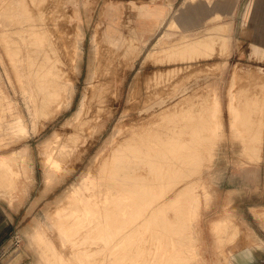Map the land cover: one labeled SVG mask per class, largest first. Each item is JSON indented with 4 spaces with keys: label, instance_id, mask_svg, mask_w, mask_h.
<instances>
[{
    "label": "rangeland",
    "instance_id": "obj_1",
    "mask_svg": "<svg viewBox=\"0 0 264 264\" xmlns=\"http://www.w3.org/2000/svg\"><path fill=\"white\" fill-rule=\"evenodd\" d=\"M21 1L0 0V31L3 34L4 32H9H7L6 29L10 22L9 18L13 16L15 9H23L26 7L27 3L29 4L30 1L34 3L36 0ZM51 1L45 0L42 1L43 5L40 4L42 6L47 5L48 7H46L49 8L58 2V0ZM133 1L134 0H59V5L57 4L58 6L55 7L56 9H54L53 13L55 15L57 14V17L55 15L54 17L60 24L63 35L66 34L64 35L65 38L62 37L65 43H59L62 47L59 46L60 48L58 51H61L62 57H65L63 61H67V64L66 61L64 62L65 64H63V67L70 66V63L77 57V54L81 58L79 60V73L75 74L74 71L70 73L71 76L75 74V76H73L74 85L76 87L74 97L71 99L68 106L62 105L58 107V109L57 107L54 108L53 104L48 108H42V106L39 109L36 108L39 106V103L41 105V100L39 101L40 98L35 94L37 93V85H35L36 82L34 79V81L31 80L34 76L33 74L31 75L30 71H26L24 68V70L21 71L23 76L22 80L19 78L14 70L13 63L10 61H12L11 59L13 57L19 60L20 54H13L10 57L6 45L3 43L2 33L0 32V104L2 103L0 105V157L4 154V158L9 156L6 154H13L17 157H21L20 155L24 151L26 155L25 163H28L26 164L28 167L27 173L22 174L24 170L20 169L21 163L20 160L18 161V169L22 172L18 182L0 183V255L3 254V257H8L21 254L24 258H22L20 264H195L196 262V264H264V247H261L257 243H251V241L261 242L262 246H264V114H262L264 113V0H175L171 3L170 10L162 27L152 37H144L135 29L130 19L133 14ZM10 2H12L11 5ZM19 2L21 4L23 3V6L21 4L19 5ZM127 2H129L128 5ZM12 4L14 6H12ZM51 4L52 6H49ZM108 5H111V7L113 5L115 11L112 12L110 7H107ZM104 6H106L104 10L106 24H108L109 27H116L113 34L117 35V42H115L116 38L113 39L114 36H110L104 30V22L98 25L99 16ZM74 7L77 9H74ZM57 10L60 11L58 12ZM61 11H64V13ZM70 11L73 12L74 15L71 20L69 16L65 17L71 13ZM18 12L21 14V10ZM89 14L90 17H88ZM178 14H181V16L183 15V22L185 23L179 25L180 27L175 24L176 27H174L173 20ZM122 19L125 23L126 21L128 22V24L126 23L127 26L123 24ZM77 20L82 24V36L76 31ZM4 24L6 25L3 26ZM94 25L100 26L99 29L102 32L99 44L100 47H98L97 51L102 61L99 68L108 67L105 68V72H107V74L105 73L106 82L103 83L102 89H104L103 91L106 93L104 87H107L106 83L108 82L107 80H109V83H107L108 86L112 84L114 87L116 85L117 89L120 90L121 100L117 104V110L110 115V118L108 115L99 118L96 128H100L101 131L97 136L85 134L83 137L84 139L82 138L80 142H77V140H75L76 138H69V140H72H70L69 143L73 144V142H76L73 144V149L67 151L68 153L63 151L55 152L58 158L63 157V159L61 158L63 160L62 162H64L63 170L59 169L55 177L56 180L54 179L53 182L46 186L44 177L45 168H43L44 166L41 160L43 154L42 143L47 137L52 135L55 129L65 132L64 137L67 135L68 138V132H72L80 126L79 124L77 125L78 122L74 118L73 113L79 105L83 91L89 86L87 73L90 69L89 62L92 54L90 37L95 27ZM126 33L129 34L130 37L132 36L131 38L133 40H131ZM206 33H209V36H217L219 43L217 42L214 46L211 45L212 49L216 48L214 49L215 51L213 50L212 53L211 50H209V48H211L209 47L210 44H205L198 46L199 50H192L191 54H193L194 51L196 55H200L201 53L209 55L212 53V56L210 54L207 59L203 60V55L201 54V58H199L200 61L197 62L198 64H192L193 67L189 65V68L187 66H182L181 68L184 69L175 65L177 69L174 71L173 60H169L168 57L172 52L169 44L180 35H187L186 38H188V36L192 38L199 35L202 36ZM55 34L56 37H58L57 30ZM135 38H137L136 42L134 41ZM71 39H78L80 41L79 50L81 51H78L76 41L71 42ZM126 39L131 41H127L128 46H126ZM158 40L161 41L159 42ZM106 43H108V45ZM129 43L131 44L129 45ZM109 44L112 48H110ZM63 45H65V47ZM106 45L107 47L109 46V48H107ZM120 45L122 47H120ZM132 45H134V49ZM217 46H219V50ZM129 47L132 48L133 51H131L134 54L130 53L131 51H129L130 54L125 53ZM167 47H170V49L168 48L170 51ZM203 47H205V49ZM104 48H107V50ZM114 48H118L117 54V50ZM124 48L126 49L125 51ZM200 48H203L204 51L202 49L200 51ZM11 49L13 52L16 50L14 45ZM207 49L209 51H207ZM109 50H111V52H109ZM113 50H115V52ZM122 51L124 54H121ZM158 51H160V53L164 51L163 53L165 54L161 56V53V57H159ZM216 51L217 53L219 51L218 55H216ZM15 52L18 51L16 50ZM154 52L157 56L153 55ZM119 54L121 56L123 55V57L125 55L127 59L117 56ZM127 54H129V56ZM188 54L189 53H186V55ZM151 55H153V57ZM106 57L109 58V60H114V63L106 59ZM150 57L154 59L152 60ZM156 57H159V60ZM164 58H166V61ZM155 59L159 62H156L157 60ZM160 60L164 62L161 63ZM108 61L110 65L107 63ZM154 61L156 62L155 64ZM117 63H119V66H117ZM124 63L126 64L124 65ZM211 63H214V68L213 66L211 67ZM204 65L205 67L202 69ZM208 65L210 67H208ZM167 66L172 67L170 69ZM155 68H159V74ZM162 68V72L164 75L166 74L165 76L167 77V79L165 78L166 81L163 79L165 77L163 73L160 74V69ZM172 68H174V70H172ZM192 68L196 69V71L192 70ZM199 68L200 70L202 69V71H197ZM179 69H181V72ZM206 69H208V71ZM112 70L115 72V77L118 75L116 82L113 80L114 72ZM154 70L156 74H153L155 73ZM101 71H104V69H101ZM169 71L172 72L174 76L170 74ZM141 72L146 74V78L141 79L139 82L136 80V76ZM160 75L162 78L159 77ZM176 75H180L181 78ZM109 76H112V78H109ZM156 76L159 80H157ZM188 76H190L191 79H189ZM150 77L153 79L148 80ZM154 77H156V80ZM186 77H188V79ZM111 79L112 81H110ZM146 79L149 82H146ZM162 79L163 81H161ZM173 80L177 82L173 83ZM156 82L158 84H155ZM167 82L173 88L167 85ZM138 83L141 86H139ZM176 83L181 85H176ZM148 84H152L153 87L156 85L159 89L160 87L168 88V90L172 89V93H174L175 89V92H178L177 90L183 86L190 85L191 90H188V95H186L189 101L185 106V108L188 107V120H193V117L199 119L198 116L200 115V123L189 122V125L187 124L186 130L188 132L184 138L181 140L179 139L180 141L177 138L171 139V148L173 151L169 149L168 152L170 155L173 154V157L174 154L175 157L178 155L179 157L177 159H179V162L178 165L176 164L177 166L174 165L175 168L178 167L173 170L175 173H170L171 170L168 171V174L170 173L173 176L172 179L170 174V177L168 176L172 181H166V178L163 180L164 182H158L157 187L155 186V190H153L154 198L157 196L159 197H157L158 199L155 198V206L159 207L158 211L160 213L156 211L153 216L150 214L151 212H149L151 204H146L145 202L141 203L139 201H137V203L135 200L134 203L136 202V204H134L132 200L133 206L131 209L140 208L141 210L137 214H133L132 212L130 214L128 210L125 213V209L117 216H114V214H111L112 216L106 214V218L102 217L101 214H88L84 219V215L80 214L81 216L83 215L80 221V216L78 215L79 218H77V216H74V214H77L73 213L70 217L76 218L72 221V225L67 224V226H65L62 224L60 226L59 224V226H57L58 216L56 215V211L58 208L62 204L65 206L67 200H69L70 204L68 203L69 205H66L69 206V208L67 207L64 211V213H68L75 205V200L73 201V199L69 197L71 193H78L80 198L78 201L82 206L92 205L93 198L98 197V200L99 197L101 198L104 196L102 190H105L104 188H106V185L97 183L98 181L95 180V177L100 175V172L102 175L105 174V171H100L98 168H100L99 163L102 157L105 156L104 154L107 155V153L110 152V138L112 135L110 132L119 127V121L125 120L124 116L127 115H121V112L129 110V105L134 98L133 97L131 100L132 94H136L140 88H145ZM191 84L196 85L192 86ZM175 85L177 88H175ZM199 86H202L201 89ZM161 93L164 94L162 91L157 94ZM193 93H195V95ZM157 94L155 95L159 96ZM192 100H197V103H200L198 104L199 106L196 101H194V103ZM196 105L198 107H196ZM200 107L201 109H199ZM172 108L171 111L173 113L176 112L178 106ZM195 108H197V110ZM191 109L192 112H190ZM193 109L196 111H193ZM198 109L201 111L199 112ZM43 110L48 113H42ZM158 113H160V116ZM158 113L156 112L152 115V124H158V120L161 116L166 118L164 116L167 114H161L159 111ZM172 113L168 114L170 118L167 116L166 122H164L166 119L162 118V122L168 124L176 123L180 120L177 114L173 113L172 115ZM2 114L3 117L1 116ZM38 114L42 116H38ZM173 118L176 119L175 122H173ZM168 119L172 120L168 121ZM161 120L160 123H162ZM67 121L70 122L68 123L69 126L67 125ZM125 122L127 123L128 119H126ZM64 126H68L70 130H67L68 128L65 130ZM92 138L95 141H93ZM178 142L180 143L178 144ZM104 145H108V149L99 155V159L97 153ZM180 146H182V150ZM177 147L178 149H176ZM177 151L180 152L178 153ZM183 153L184 157L182 155ZM27 155L29 157H27ZM64 156L67 158L65 159ZM113 156L115 158L118 157L117 154ZM93 157H96V159L98 158V160L95 161L96 159ZM114 157H112L113 160L115 159ZM180 157L182 160L186 159L184 163ZM112 159L110 158L109 160L111 161L110 164H113ZM106 164L108 166H106ZM106 164L105 168L109 170L112 165H109V163ZM179 165L181 166L180 168ZM161 166V164H158L159 169ZM162 169L161 167V170ZM60 170L62 171L60 172ZM134 170L136 172H147L146 167L142 165L136 166ZM161 170H159V172ZM102 175H100V177ZM100 180L99 182H101ZM165 181L168 183V187L166 188L165 186L167 185ZM163 183H165V185ZM27 185H29V187ZM157 188L160 192L157 191ZM95 189L100 190L96 191ZM162 191H164L166 195ZM144 192L146 193V191ZM145 193L140 200L148 199ZM128 197L129 196L125 198L127 199ZM85 198H87V200ZM102 198L101 201H98L100 207L104 206L103 201L105 199L102 200ZM71 204L74 205L72 206ZM139 204L145 206L143 207ZM129 206L130 205L125 204L126 208H129ZM101 210H104L103 207ZM74 211H77V209H74ZM102 212L104 213L105 210ZM94 218L97 219L94 221ZM107 218L109 220H107ZM124 219L128 223L126 226L122 221ZM82 220L85 221L82 223ZM89 220L96 225L95 228H93L94 230L90 229L91 223H88ZM74 221L76 222V227H74ZM102 221H104V223H102ZM110 221L112 223L114 221L116 225L113 223V226ZM98 223L100 225H98ZM83 224H85V226ZM104 224L106 225L104 226ZM124 226L125 228H122ZM154 227L156 229H154ZM77 228L80 230H77ZM64 231L66 232L65 235L62 234ZM100 236L103 237L101 238ZM93 237L96 238L94 239ZM73 238L76 239L75 245L72 243ZM89 239L90 241H88ZM93 239L99 241H94ZM100 239L105 240L100 241ZM112 239L113 241H110ZM46 240H49L53 245L48 244ZM114 241L115 243H113ZM111 242L113 244H110ZM98 247L102 250L97 251ZM92 249L94 252H92ZM158 251L161 253H158ZM197 251H199V253ZM91 252L95 255H90ZM162 252L165 253L166 256ZM166 252L168 254L171 253V258H169ZM161 254L163 257H161ZM45 255H47L48 258L45 257ZM59 255L61 258H58ZM87 255L94 257H89L90 259H88ZM121 256H123V259ZM173 256H175V260ZM194 257L196 260L193 259ZM92 258L96 260L93 261ZM14 260L16 261L17 258L15 257Z\"/></svg>",
    "mask_w": 264,
    "mask_h": 264
},
{
    "label": "bare ground",
    "instance_id": "obj_2",
    "mask_svg": "<svg viewBox=\"0 0 264 264\" xmlns=\"http://www.w3.org/2000/svg\"><path fill=\"white\" fill-rule=\"evenodd\" d=\"M9 1V0H8ZM21 1V0H20ZM24 1V0H23ZM26 1V0H25ZM24 1V2H25ZM42 1H45V0H36L34 3H30L26 4V7H24L23 9H15V12L13 14V16L11 18H9V25L7 26V29L6 31L8 33H5L4 34L2 33V38H3V43H5L6 47H7V50L10 54V57L15 54L17 55L18 53L20 54V57H19V60H16L14 57V60L13 58H9L11 59L12 61H10L11 63H13V67H14V70L16 71V73L18 74L19 78L22 80V73L21 71L24 70V68L26 69V71H30L31 75L33 74L34 78H31V75H30V78L32 81L35 80L36 84L37 85V94L36 96H38L40 99L39 101L41 100V105L39 103V106L36 107V108H44V107H49L51 104L54 105V108L57 107H61L62 105H66L68 106L71 102V99L74 97V94H75V85H74V80H73V76H75L76 73H79L80 71V68H79V60H80V56L77 54V57L75 59L72 60V62L70 63V66H66V67H63L65 64L64 62L66 61H63V58L65 57H62L61 55V51H59V48L62 47L60 46L59 43H65V41H63V38L64 34L62 33V29L60 27V24L58 23V21H56L55 17H54V9H56L55 7L59 5V0L57 3H55L53 6L52 4L49 5V6H52V7H49L47 8L46 6H42L43 5V2ZM51 0H49L50 2ZM22 2V1H21ZM33 2V1H32ZM53 2V0L51 1ZM12 2H10V5H11ZM15 3V2H14ZM13 3V4H14ZM42 5H41V4ZM48 3V2H47ZM12 4V6H14ZM17 4V3H16ZM21 3L19 2V5ZM23 4V3H22ZM21 4V5H22ZM25 4V3H24ZM49 4V3H48ZM58 4V5H57ZM41 5V6H40ZM128 5V4H127ZM16 6V5H15ZM23 6V5H22ZM61 6V5H60ZM21 7V6H20ZM108 8L110 7V9L113 11H115V7L112 5L107 6ZM19 8V7H18ZM58 8V7H57ZM106 6H104L102 8V11L100 13V16H99V22H98V25H100L101 22H104V30L110 35V36H114L113 39L116 38V41L117 42V35L113 34V32L115 31V28L116 27H109L108 24H106V19L104 18V10H105ZM61 9V7H60ZM11 10V9H10ZM19 10H21V14H19ZM73 10V9H72ZM71 10V11H72ZM13 11V10H12ZM58 12L60 10H57ZM68 11V10H67ZM70 11V12H71ZM64 13V11H61ZM60 12V13H61ZM56 13V12H55ZM62 13V14H63ZM62 14H59V15H62ZM57 15V14H56ZM55 15V16H56ZM64 15V14H63ZM11 16V15H9ZM69 16L70 20L72 18L73 15V12H71L70 14L66 15L65 17ZM183 16V15H182ZM181 14H178L176 18H174V27L175 24L176 25H181L185 22H183V18H182ZM57 17V16H56ZM90 17V14L89 16ZM175 17V16H174ZM214 17V16H213ZM55 19V21H54ZM80 19V18H79ZM212 19V18H211ZM58 20V19H57ZM123 20V19H122ZM127 20V19H125ZM189 20V19H188ZM73 21V20H72ZM187 21V20H186ZM8 22V21H7ZM191 22V21H190ZM126 23L128 24V22L126 21ZM126 23L124 22L123 20V24L125 26ZM171 23V22H170ZM189 23V22H188ZM231 23V22H230ZM187 24V23H186ZM218 24V23H217ZM216 24V25H217ZM6 24H4L3 26H5ZM81 23L79 20L76 21V31L79 32V34L82 36L83 35V30L81 28ZM98 25H94V29L91 33V37H90V42H91V49H92V54L90 56V69L87 73V77H88V80L89 81V86L88 88H85V90L83 91L82 93V96H81V99H80V102H79V105L77 106L75 112L73 113L74 114V118L77 120V125L79 124V128L76 129V130H73L72 132H68V138H67V135H65L64 137V134L65 132H62L61 130H54V132L52 133L51 136L47 137L43 143H42V164H43V168H45V185L47 186L48 184H50L51 182L54 181L55 177L57 176L58 174V171L59 169H62L63 170V163L62 162L63 160V157L61 158H58L56 155H55V152L59 151H63V152H67V151H71L73 149V144L76 143V142H73V144L69 143L70 140L69 138H76L75 140H77V142H80L82 140V138L84 137L85 134H93L94 136H97L98 133L101 131L100 128H96V124L98 123V120L100 117L102 116H105V115H108L109 118H110V115L113 114L116 110H117V104L118 102L121 100V92L120 90L117 89V86L115 85L113 87V85H109L107 83H109V80H107L108 82L106 83V86L107 87H104L105 88V91L106 93H104V89H102V85L104 82H106V79H105V73L107 74V72H105V68H108V67H104V68H99V65L102 64L101 62V58L100 56L97 54V51H98V47H100V37H101V31L99 29L100 26ZM53 27H54V30H53ZM180 27V26H179ZM212 27V26H211ZM4 28V27H3ZM59 28V30H58ZM124 28V27H123ZM182 28V27H181ZM126 29V28H125ZM219 29V28H217ZM58 32V37H56V34L55 32ZM102 30V29H101ZM128 30V29H127ZM208 30V29H207ZM4 31V30H3ZM205 32V31H204ZM207 32V31H206ZM0 33V34H1ZM77 33V32H76ZM139 33V32H138ZM78 34V35H79ZM127 34V33H126ZM183 34V33H182ZM209 34V33H208ZM207 33L206 34H203L202 36H195V37H192V38H186V36L184 35H180L179 37L175 38L170 44L169 46L171 47V53H170V56L169 57V60H173V67L175 68V65L178 66V67H184V66H189L191 65L193 67L192 64L194 63H197L200 61L199 58H201V54L200 55H196L194 54V51H193V54H191V51L194 50V49H197L199 50L198 46H202V45H205V44H210L209 47L214 46L217 44L218 42V39H217V36L215 35H208ZM128 37L129 34H127ZM189 35V34H188ZM191 36V35H190ZM194 36V35H192ZM127 37V36H126ZM127 37V39H128ZM132 37V36H131ZM130 37V38H131ZM65 38V37H64ZM129 38V39H130ZM126 39V42L130 41V40H127ZM136 39L135 38V42H136ZM65 40V39H64ZM72 40V39H71ZM131 40H133L131 38ZM73 41H76V44L78 46V51H81L79 50L80 49V41L78 39L76 40H72L71 42ZM106 41V40H105ZM159 41V40H158ZM161 41V40H160ZM159 41V42H160ZM128 42L125 44L126 46H128ZM131 42V41H130ZM104 43V42H102ZM133 43V42H132ZM219 43V42H218ZM108 45V43H106ZM124 44V43H123ZM131 43H129L130 45ZM136 44V43H135ZM15 46V49L18 51V52H15L16 50H13L11 49L12 46ZM70 45V44H68ZM105 45V44H104ZM102 45V46H104ZM106 45V47H107ZM154 45V44H153ZM155 45H156V42H155ZM207 45V47H208ZM60 46V47H59ZM65 47V45H63ZM101 46V47H102ZM110 46V44H109ZM109 46L107 48H109ZM125 46V47H126ZM134 45H132V48H133ZM136 46V45H135ZM143 46V45H142ZM115 47V46H114ZM120 47H122L120 45ZM124 47V45H123ZM170 47H167V49ZM218 47V50H219V46ZM14 48V47H13ZM107 48H104L105 50H107ZM110 48H112V46H110ZM131 47L127 48L128 50L125 52V53H129V51L132 50ZM205 49V47H203ZM203 48H200V51L201 49L204 51ZM214 48V47H213ZM67 49V48H66ZM115 49V48H114ZM123 49V48H122ZM130 49V50H129ZM134 49V48H133ZM168 49V50H169ZM216 49V48H214ZM212 47L209 48V50H211V52L213 53V50ZM61 50V49H60ZM65 50V49H64ZM117 50L116 54L118 53V48L115 49ZM115 50H113L115 52ZM120 50V49H119ZM126 49L124 48V51ZM154 50V49H153ZM162 50V49H160ZM207 49V51H209ZM68 51V50H67ZM104 51V50H102ZM133 51V50H132ZM130 52V53H133V52ZM154 51H157V50H154ZM170 51V50H169ZM215 51V50H214ZM107 52V51H106ZM109 52H111V50H109ZM113 52V54H114ZM159 52V57H161L163 54V52L160 53ZM157 52V53H158ZM196 52V50H195ZM206 52V51H205ZM4 53V52H3ZM78 53V52H77ZM102 53V52H101ZM129 53V54H130ZM153 53V52H151ZM149 53V54H151ZM186 53H189L188 55H186ZM208 53V52H206ZM210 53V52H209ZM212 53L211 56H212ZM215 53V52H214ZM217 53V51H216ZM219 53V51H218ZM218 53L216 55H218ZM63 54V53H62ZM107 54V53H106ZM121 54H124L123 51L121 52ZM129 54H127L129 56ZM134 54V53H133ZM161 54V56H160ZM168 54V53H166ZM209 55H205L204 53L202 54L203 56V60L207 59ZM8 55V54H7ZM132 55V54H131ZM130 55V56H131ZM154 56H157V54H153ZM153 55H151L153 57ZM6 56V55H5ZM65 56V55H64ZM104 56V55H102ZM111 56V54H110ZM117 56H121L120 54L117 55ZM167 56V55H166ZM16 57V56H15ZM109 57V56H107ZM109 60V58H107ZM112 57V56H111ZM117 57V58H119ZM123 57V55L121 56ZM125 57V55H124ZM123 57V58H124ZM137 57V56H136ZM158 57V58H159ZM165 57V56H163ZM167 57V58H168ZM102 58H105V57H102ZM113 58V57H112ZM111 58V59H112ZM116 58V59H117ZM126 58V57H125ZM129 58V57H128ZM151 58V57H150ZM157 58V57H156ZM157 58V59H158ZM114 59V58H113ZM120 59V58H119ZM118 59V60H119ZM127 59V58H126ZM152 60L154 58H151ZM155 59V60H157ZM162 59V58H161ZM165 61H166V58H164ZM6 60V59H5ZM117 60V62H118ZM149 60V59H147ZM159 60V59H158ZM156 61V62H159V61ZM163 60V59H162ZM168 60V59H167ZM168 60V62H169ZM106 61V60H105ZM109 61H112V60H109ZM107 62L109 63L110 65V62ZM120 61V60H119ZM127 61V60H125ZM151 61V60H150ZM218 61V60H217ZM216 61V63H217ZM114 63V60L112 61ZM121 62V61H120ZM148 62V61H147ZM153 62V61H152ZM154 61V64L156 63ZM161 63H163L161 60H160ZM171 62V61H170ZM106 63V64H107ZM150 63V62H149ZM210 63V62H209ZM66 64H67V61H66ZM119 66V63H117ZM126 63H124L125 65ZM198 64V63H197ZM205 64H208V63H205ZM214 64V63H213ZM213 64L211 63V67L213 66ZM239 64V63H238ZM114 65V64H113ZM123 65V66H124ZM202 65V64H201ZM210 65V64H209ZM208 65V67H210ZM5 66V65H4ZM11 66V65H10ZM101 66H105V65H101ZM108 66V65H106ZM121 66V65H120ZM207 66V65H206ZM12 67V68H13ZM116 67V66H114ZM129 67V66H128ZM168 67V66H167ZM172 67V66H171ZM171 67H168L171 69ZM197 67V66H196ZM200 67V66H199ZM204 66H202V69H203ZM207 67V68H208ZM215 66H213L214 68ZM113 68V66H112ZM164 68V67H163ZM163 68L160 69V74L163 73ZM167 68V70H168ZM174 68H172V70H174ZM186 68V67H185ZM189 68V67H188ZM101 69H104V71H101ZM111 69V68H110ZM156 69V68H155ZM169 69V70H170ZM177 68H175L174 71H176ZM181 69H184V68H181ZM181 69H179V71L181 72ZM191 69V68H190ZM202 69L200 71H202ZM209 69V68H208ZM208 69H206L208 71ZM157 71L159 70L156 69ZM170 70V71H172ZM187 70V69H186ZM192 70H195L196 69H193ZM191 70V71H192ZM215 70V69H213ZM7 71V69H6ZM11 71V70H10ZM14 71V72H15ZM74 71L75 74H72L73 76H71L70 73H72ZM108 71V69H107ZM110 71V70H109ZM114 72V70H112ZM111 71V72H112ZM125 71V70H124ZM155 71V70H154ZM166 71V70H164ZM170 74L173 75V71L170 72ZM178 71V70H177ZM189 71V70H188ZM194 71V72H195ZM205 71V70H204ZM203 71V72H204ZM210 71V70H209ZM211 72V71H210ZM214 72V71H213ZM24 73V72H23ZM109 73V72H108ZM121 73V72H119ZM138 73V72H137ZM159 74V71L157 72ZM167 73V72H166ZM177 73V72H176ZM175 73V74H176ZM185 73V72H184ZM190 73V71H189ZM188 73V74H189ZM13 74V73H12ZM117 74V73H116ZM124 74V73H123ZM153 74H156V71L155 73ZM170 74H169V77H170ZM182 74V73H181ZM187 74V73H186ZM193 74V73H192ZM196 74V73H195ZM259 74V73H258ZM110 75V73H109ZM115 75V72L113 74V76ZM164 75V73H163ZM166 75V74H165ZM164 75V76H165ZM236 75H237V72H236ZM16 76V75H15ZM118 76V75H117ZM117 76L115 77L114 76V82H116V79H117ZM155 76V75H154ZM158 76V75H157ZM156 76V77H157ZM163 76V77H164ZM168 76V75H167ZM174 76V75H173ZM176 76H180V75H176ZM183 76V74H182ZM184 76H187V75H184ZM192 76V75H190ZM189 77V79H191V77ZM9 77V76H8ZM26 77V75H25ZM152 77V75H151ZM148 78L149 79H153V78ZM156 77L155 80H156ZM161 77V75L159 76ZM188 77H186L188 79ZM194 77V75H193ZM108 78V77H107ZM109 78H112V76H109ZM108 78V79H109ZM145 79L146 78V74L145 73H139L137 76H136V80L140 82L141 79ZM162 78V77H161ZM167 77L165 76L163 79L164 81H166ZM181 78V76H180ZM34 79V80H33ZM163 79L161 81H163ZM169 79V78H168ZM179 79V78H178ZM185 79V77H184ZM9 80V79H8ZM20 80V81H21ZM147 80V79H146ZM145 80V81H146ZM146 81V82H149V81ZM150 80V82H151ZM157 80L158 77H157ZM172 80V79H171ZM175 80V79H174ZM173 80V81H174ZM183 80V79H181ZM199 80V79H198ZM261 80V79H260ZM19 81V82H20ZM112 81V79L110 80ZM154 81V80H153ZM160 81V82H161ZM170 81V79H169ZM168 81V82H169ZM180 81V80H179ZM186 81V80H185ZM158 82V81H157ZM155 83V84H158V83ZM159 82V83H160ZM167 82V83H168ZM177 81H174L173 83H175ZM181 82H184V81H181ZM199 82V81H197ZM12 83V82H11ZM10 83V84H11ZM152 83V82H151ZM163 83V82H162ZM161 83V84H162ZM166 83V84H167ZM172 83V84H173ZM180 83V82H178ZM186 83V82H185ZM188 83V81H187ZM194 83V82H193ZM196 83V82H195ZM200 83V82H199ZM202 83V82H201ZM260 83V82H259ZM20 84V83H19ZM32 84V83H31ZM139 84V83H138ZM146 84V83H145ZM154 84V85H155ZM197 84V83H196ZM196 84H193V85H196ZM13 85V84H12ZM22 85V84H21ZM27 85V84H26ZM87 85V84H86ZM167 85H170L169 83ZM176 85H181V84H177ZM175 85V88H177V86ZM192 85V84H191ZM192 85V86H193ZM20 86V85H19ZM34 86V85H33ZM105 86V85H104ZM139 86H141L139 84ZM162 86V85H161ZM171 86V85H170ZM183 86V85H182ZM181 86V87H182ZM198 86V85H197ZM23 87V86H22ZM121 87V85H120ZM158 87V86H157ZM156 85L155 87L151 85H147L145 86V88H140L139 91H137V96L136 94H132L131 96V100L133 98V100L131 101V104L129 105V110L127 111H124V112H121V115H127V116H124L125 120L128 119V122L126 123L125 120L124 121H119V127H117L114 131L110 132L112 133L111 135V138H110V152L106 154H104L105 156L102 157V159L100 160V163H99V167L101 168H98V170L100 171H105V174L102 175L101 172H100V175H102L100 177V175L96 176L95 177V180H97L98 182L97 183H100L102 185H106V188H104L105 190H102L104 192V198L105 199L103 202H104V206H101L99 205V202L98 201H101V198L99 197V199L97 200L98 197L96 198H93L92 199V205H88V206H82L79 204V195L77 192H73L70 194H68V196L73 199L74 201V207L71 208V205H70V208H71V211H67L68 213H64V211L67 209V207L69 208V206H66V205H69L70 202L69 200H67V203L65 204V206L62 204L58 210L56 211V215L58 216V224L57 226H60L62 224H64L65 226H67V224H71L73 223L72 221L76 218H73V217H70L71 215H73V213H76L77 215L74 214V216H77V218H79L80 216V221H81V217H83L84 215V219H85V216L88 215V214H101L102 217H105L106 214H114V216H117L119 215L120 213H122L121 211H123V209H125V213L126 211L128 210L131 214V212L134 214V213H139L141 210L140 208L138 209H131L133 204H132V200H133V203H134V200L137 202H145L146 204H151V207L149 209V212H151L150 214H154L156 213V211H158L159 207L158 206H155L156 205V202H155V197L153 196L154 194V191L155 190V186L157 187V184L158 182L161 183V181L165 180L167 178L166 181L170 180L169 179V174L170 173H173L175 169L174 165H178V162H179V159H177L179 156L177 155V157H175V154H174V157L172 155L169 154V149L172 150V141L171 139L173 138H177L178 140L184 138L187 134V124L189 122H193V123H200V115L198 116L199 119H196L195 117H191L193 120H188V117H187V108H185L186 104L188 103L189 101V98L187 99L186 98V95H188V90H191V87L190 85H185L183 86L182 88L178 89L177 90L178 92H175L172 93L173 91H170L168 90V88H165V87H160L157 88ZM167 87V86H166ZM172 87V86H171ZM200 87V86H199ZM202 87V86H201ZM200 87V89H201ZM20 88V87H19ZM122 88V87H121ZM139 88V87H138ZM170 88V87H169ZM173 88V87H172ZM198 88V87H197ZM14 89V88H13ZM199 89V90H200ZM204 89V88H203ZM35 90V89H33ZM122 90V89H121ZM131 90V89H130ZM129 90V91H130ZM135 90V89H134ZM193 90V89H192ZM254 90V89H253ZM15 91V90H14ZM132 91V90H131ZM130 91V92H131ZM160 91H162L164 94H157L158 92L160 93ZM252 91V90H251ZM257 91V90H256ZM21 92V91H20ZM24 92V91H22ZM35 92V91H33ZM32 92V94H33ZM129 92V93H130ZM190 92V91H189ZM199 92V91H198ZM196 92V93H198ZM253 92V91H252ZM1 93V92H0ZM29 93V92H27ZM166 93V94H165ZM201 93V92H199ZM261 93V91H260ZM155 94L159 95V96H156ZM195 95V93H193ZM192 94V95H193ZM205 94V92H204ZM257 94V93H255ZM259 94V93H258ZM3 95V94H2ZM131 95V94H130ZM198 95V94H197ZM202 95V94H200ZM260 95V94H259ZM34 96V95H33ZM112 96V97H111ZM3 97V96H2ZM1 97V98H2ZM5 97V96H4ZM193 97V96H192ZM202 97V96H201ZM204 97V95H203ZM32 98V97H30ZM111 98V99H110ZM197 98V97H196ZM194 98V99H196ZM130 99V97H129ZM199 99V98H198ZM34 100V99H33ZM38 101V100H37ZM130 101V100H129ZM193 101V100H192ZM196 101V103L198 102L197 100H194ZM193 101V102H194ZM199 101L201 102V100L199 99ZM34 102V101H33ZM192 102V103H193ZM203 102V100H202ZM258 102V101H257ZM127 103V102H126ZM195 103V102H194ZM193 103V104H194ZM2 104V103H1ZM0 104V105H1ZM200 104V103H197V105ZM203 104V103H202ZM201 104V106H202ZM258 104V103H257ZM196 105V107H198ZM174 106H178V109H176V112H173L175 114H177V116L180 117V120L177 121L176 123H163L162 120L163 119H166L164 122L167 121V116L168 114L172 113L171 109H173L172 107ZM190 106V105H189ZM1 107V106H0ZM46 108V109H47ZM193 108V107H192ZM21 109V108H20ZM32 109V108H31ZM30 109V110H31ZM37 109V110H38ZM51 109V108H50ZM190 109V107H189ZM197 110V108H195ZM193 109V111L195 110ZM201 109V107L199 108ZM198 109V110H199ZM48 110V109H47ZM46 110V111H47ZM195 110V111H196ZM259 110V109H258ZM3 111V110H2ZM39 111V110H38ZM41 111V109H40ZM44 111V110H43ZM42 113H46L45 111ZM51 111V110H50ZM49 111V113H50ZM55 111V110H53ZM165 113L167 114L166 118H163L161 116V118L159 117L160 116V113ZM171 111V112H170ZM201 110H199L200 112ZM158 113L159 114V120H158V124H152L153 122V118H152V115L154 113ZM169 112V113H168ZM190 112H192V109L190 110ZM252 112V111H251ZM21 113V112H20ZM48 113V112H47ZM46 113V114H47ZM172 113V115H173ZM198 113V111H197ZM254 113V112H253ZM32 114V113H31ZM163 114V115H165ZM194 114V113H192ZM196 114V113H195ZM200 114V113H199ZM208 114V113H207ZM212 114V113H211ZM264 114V113H262ZM41 115V114H38V116ZM44 115V114H43ZM171 115V116H172ZM190 115V114H189ZM259 115V113H258ZM3 117V114L1 115ZM22 116V115H20ZM42 116V115H41ZM156 116V114H155ZM202 116V115H201ZM219 116V115H218ZM252 116V115H251ZM254 116V114H253ZM44 117V116H43ZM127 117V118H126ZM169 117V116H168ZM187 117V119H186ZM196 117H197V114H196ZM208 117V116H207ZM256 117V116H255ZM152 118V119H151ZM163 118V119H162ZM170 118V117H169ZM172 118V117H171ZM175 118V117H174ZM173 118V122L176 121V119ZM177 118V117H176ZM195 118V119H194ZM155 119V118H154ZM157 119V118H156ZM162 119V120H161ZM160 120L162 123H160ZM169 120H172V119H168ZM156 121V120H155ZM203 121V120H202ZM257 121V120H256ZM172 122V121H171ZM261 122V121H260ZM39 123V122H38ZM68 123H70L69 121H67V125ZM76 123V122H75ZM155 123V122H154ZM72 125V124H71ZM76 125V124H75ZM74 125V126H75ZM76 125V126H77ZM189 125V124H188ZM218 125V123H217ZM69 126V125H68ZM68 126H64L65 127V130H70ZM254 126V124H253ZM257 126V125H256ZM40 127V126H39ZM38 127V128H39ZM59 127V126H58ZM63 127V129H64ZM78 127V126H77ZM36 128V127H35ZM34 128V129H35ZM72 128V127H71ZM190 128V127H189ZM192 128V127H191ZM219 128V127H218ZM255 128V126H254ZM74 129V128H73ZM195 129V128H194ZM199 129V128H198ZM39 130V129H38ZM64 130V131H65ZM112 130V129H111ZM204 130V129H203ZM192 131V130H191ZM200 132V131H199ZM197 133V132H195ZM204 134V133H203ZM198 135V134H197ZM205 135V134H204ZM257 135V134H256ZM188 136V135H187ZM93 137V136H92ZM189 137V136H188ZM187 137V138H188ZM95 138V137H94ZM203 138V137H202ZM84 139V138H83ZM97 139V138H96ZM190 139V138H189ZM201 139V137H200ZM90 140V139H89ZM93 140V138H92ZM175 140V139H174ZM179 140V141H180ZM187 140V139H186ZM195 140V139H194ZM72 141V140H71ZM95 141V140H93ZM90 142V141H88ZM87 142V143H88ZM177 142V141H176ZM86 143V144H87ZM180 142H178L179 144ZM195 143V142H194ZM201 143V142H200ZM90 144V143H89ZM175 144V143H174ZM202 144V143H201ZM186 145V144H185ZM196 145V144H195ZM80 146V145H79ZM179 146V145H178ZM188 146V145H186ZM193 146V145H192ZM200 146V145H199ZM81 147V146H80ZM85 147V146H84ZM182 146H180V149H181ZM175 148V147H174ZM184 148V147H183ZM196 148V147H194ZM106 149H108V145L107 146H102L99 151H98V158L100 159L99 155L104 153L106 151ZM178 149V147L176 148ZM186 149V148H185ZM182 150V149H181ZM203 150V149H202ZM97 151V150H96ZM173 151V150H172ZM175 151V149H174ZM184 151V149H183ZM108 152V151H107ZM178 153L180 151H177ZM201 152V151H200ZM25 152L23 151V153L20 155L21 157H17L13 154H6V155H9L7 156L6 158H4V155H2L0 157V183H4V182H8V183H16L18 182V179L21 175L22 172H20V170L18 169V164H19V160H20V163H21V168L20 169H23L24 172L22 174H26L27 173V170H28V167L26 164L28 163H25ZM68 153V152H67ZM177 153V154H178ZM188 153V151H187ZM61 154V153H60ZM117 154L118 157H114L113 155ZM186 154V153H185ZM63 155V154H62ZM65 155V154H64ZM78 155V154H77ZM183 157H184V153L182 154ZM190 155V154H189ZM199 155V154H198ZM96 156V155H95ZM114 157L115 159L113 160L112 157ZM27 157H29L27 155ZM65 157V156H64ZM84 157V156H83ZM194 157V156H193ZM24 158V159H23ZM67 157H65L66 159ZM77 158V157H76ZM75 158V159H76ZM94 159H96V157H93ZM98 158L95 160L97 161ZM110 158L113 160V164H110L111 161ZM157 158V159H156ZM205 158V157H204ZM181 159V157H180ZM189 159V158H188ZM30 160V159H29ZM158 160V161H157ZM182 160V159H181ZM186 160V159H185ZM185 160H182L183 163ZM74 161V160H73ZM109 161V162H107ZM116 161V162H115ZM204 161V160H203ZM115 162V163H114ZM106 163H109V165H112L111 168L106 169L105 167L108 166ZM182 163V164H183ZM192 163V162H191ZM202 163V162H201ZM74 164V163H73ZM106 164V166H105ZM158 164H161L162 166V170H161V167L160 169L158 168ZM76 165V164H75ZM138 165H142V166H145L146 169H147V172L146 173H143L142 171L141 172H136L134 170V168ZM176 165V166H177ZM200 165V164H199ZM96 166V164H95ZM98 166V164H97ZM172 166V167H171ZM201 166V165H200ZM204 166V165H203ZM93 167V166H92ZM171 167V168H170ZM181 166L179 165V168ZM205 167V166H204ZM185 168V167H184ZM191 168V166H190ZM195 168V167H194ZM91 169V168H90ZM93 169V168H92ZM167 169V170H166ZM60 170V172L62 171ZM159 170H161L159 172ZM171 170V171H170ZM192 170V169H191ZM199 170V169H198ZM168 171H170V173L168 174ZM180 171V169H179ZM200 171V170H199ZM99 172V171H98ZM181 172V171H180ZM190 172V171H189ZM32 173V172H31ZM175 173V172H174ZM185 173V172H184ZM191 173V172H190ZM98 174V173H97ZM33 175V173H32ZM171 175V174H170ZM188 175V174H187ZM25 176V175H23ZM31 176V174H30ZM29 176V177H30ZM169 176V177H168ZM175 176V175H174ZM179 176V175H177ZM34 177V176H33ZM172 175H171V179H172ZM183 177V176H182ZM31 178V177H30ZM185 178V177H184ZM188 178V177H187ZM191 178V177H189ZM35 179V178H33ZM101 179V180H100ZM174 179V178H173ZM56 180V179H55ZM99 180L101 182H99ZM165 181V183H166ZM172 180H170L171 182ZM164 182V181H163ZM176 182V181H175ZM178 182V181H177ZM186 182V181H185ZM96 183V184H97ZM165 183H163L165 185ZM25 184V182H24ZM53 184V183H52ZM168 183H166L167 185ZM185 184V183H184ZM3 185V184H2ZM44 185V186H45ZM187 185V184H186ZM4 186V185H3ZM15 186V185H14ZM29 187V185H27ZM50 186V185H49ZM98 186V185H97ZM179 186V185H178ZM22 187V186H21ZM95 187V186H94ZM104 187V186H102ZM168 187L165 186V188ZM164 188V189H165ZM173 188V187H172ZM102 189V188H101ZM170 189V188H169ZM168 189V190H169ZM183 189V188H182ZM181 189V190H182ZM96 190V189H95ZM100 189H97L96 191H99ZM178 190V189H177ZM45 191V189H44ZM95 191V192H96ZM146 191V193L144 192ZM153 191V193H152ZM157 191L160 192V190H158L157 188ZM170 191V190H169ZM164 193V191H162ZM182 192V191H181ZM90 193V192H89ZM146 195V197L148 198L147 200H140L141 197L144 195ZM152 193V195H151ZM91 194V193H90ZM165 194V193H164ZM163 194V195H164ZM181 194V193H180ZM159 195V194H158ZM166 195V194H165ZM131 197V198H125V197ZM183 196V195H182ZM67 197V196H66ZM162 197H165V196H162ZM191 197V196H190ZM195 197V196H194ZM68 198V197H67ZM92 198V197H91ZM125 198V199H124ZM159 198V197H158ZM157 198V199H158ZM70 199V201H71ZM87 200V198H85ZM95 199V200H94ZM144 199V198H143ZM156 199V200H157ZM165 199V198H163ZM84 200V199H83ZM131 200V201H130ZM166 201V200H165ZM66 202V201H65ZM82 202V201H81ZM136 202L134 204H136ZM158 202V201H157ZM69 203V204H68ZM88 203V202H87ZM90 203V202H89ZM138 203V202H137ZM159 203V202H158ZM91 204V203H90ZM97 204V205H96ZM125 204L127 205H130L129 208H126L125 207ZM160 204V203H159ZM72 205V206H73ZM102 205V204H101ZM140 205V204H139ZM142 205V204H141ZM140 205V206H141ZM138 206V205H137ZM143 206V205H142ZM145 206V205H144ZM143 206V207H144ZM103 207V209L105 210V212L103 213L102 211L104 210H101V208ZM135 207V205H134ZM158 207V208H157ZM162 207V206H161ZM195 207V206H194ZM74 209H77V211H74ZM187 209V208H185ZM69 210V209H68ZM143 210V208H142ZM159 212V211H158ZM162 212V211H161ZM184 212V211H183ZM187 212V211H186ZM160 213V212H159ZM176 213V212H175ZM174 213V214H175ZM80 214H83L82 216ZM79 215V216H78ZM56 216V218H57ZM112 216V215H111ZM123 216V214H122ZM154 216V215H153ZM160 216V215H159ZM55 218V219H56ZM92 218V217H91ZM106 218V217H105ZM109 218V217H108ZM107 218V220H109ZM121 218V217H119ZM124 218V217H122ZM173 218V217H172ZM176 218V217H175ZM189 218V217H188ZM54 219V220H55ZM97 218H94V221L96 220ZM112 219V218H111ZM115 219V218H114ZM159 219V218H158ZM78 220V219H77ZM87 220V219H86ZM92 220V219H91ZM117 220V219H116ZM135 220V219H134ZM180 220V219H179ZM56 221V222H57ZM83 221L85 220H82V223ZM101 221V220H100ZM105 221V220H104ZM104 221H102V223H104ZM115 221V220H114ZM113 221V223H114ZM123 221V224H128L127 221L124 219L122 220ZM121 221V223H122ZM125 221V223H124ZM157 221V220H156ZM162 221V220H161ZM175 221V220H174ZM183 221V220H182ZM188 221V220H187ZM75 222V221H74ZM111 222V221H110ZM129 222V221H128ZM81 223V222H80ZM81 223V224H82ZM88 223H91L90 225V229L94 230L93 228H95L96 225H94V223L92 221L89 220ZM100 223V222H99ZM98 223V225H100ZM111 222V224H113ZM118 223V221H117ZM120 223V224H121ZM166 223V222H165ZM174 223V222H173ZM96 224V223H95ZM109 224V223H107ZM115 224V223H114ZM113 224V226H114ZM131 224V223H130ZM129 224V225H130ZM150 224V223H149ZM155 224V223H154ZM153 224V225H154ZM72 225V224H71ZM78 225V224H77ZM85 226V224H83ZM87 225V224H86ZM106 224H104L105 226ZM116 225V224H115ZM135 225V224H134ZM161 225V224H160ZM163 225V224H162ZM102 226V227H104ZM122 227V228H125ZM128 226V225H127ZM132 226V225H131ZM145 226V225H144ZM156 226V225H155ZM174 226V225H173ZM64 227V226H63ZM69 227V225H68ZM67 227V228H68ZM72 227V226H71ZM74 227H76V222L74 224ZM160 227V226H159ZM179 227V226H178ZM87 228V227H86ZM101 228V227H100ZM111 228V227H110ZM152 228V227H151ZM167 228V227H166ZM71 229V228H70ZM69 229V230H70ZM75 229V228H74ZM73 229V230H74ZM89 229V227H88ZM87 229V230H88ZM89 229V230H90ZM154 229H156L154 227ZM187 229V228H186ZM62 230V229H61ZM60 230V231H61ZM68 230V231H69ZM77 230H80L77 228ZM76 230V232H77ZM100 230V229H99ZM102 230V228H101ZM111 230V229H110ZM121 230V229H120ZM165 230V229H164ZM72 231V230H71ZM98 231V230H97ZM161 231V230H160ZM70 232V231H69ZM99 232V231H98ZM44 233V232H43ZM65 231L62 232L63 235H65ZM102 234V233H101ZM100 234V235H101ZM67 235V234H66ZM76 235V234H75ZM93 236V235H92ZM73 237V236H72ZM101 237V236H100ZM103 237V236H102ZM101 237V238H102ZM94 238V237H93ZM96 238V237H95ZM94 238V239H95ZM108 238V237H106ZM157 238V237H156ZM165 238V237H164ZM169 238V237H168ZM65 239V238H64ZM88 239V237H87ZM93 239V240H94ZM120 239V238H119ZM130 239V238H129ZM177 239V238H176ZM105 239L101 240L100 241H104ZM162 240V239H161ZM164 240V239H163ZM76 239L73 238V241L72 243H76L75 242ZM90 241V239L88 240ZM92 241V239H91ZM94 241H99V240H94ZM107 241V240H106ZM109 241V240H108ZM110 241H113L110 240ZM116 241V240H115ZM115 241L113 243H115ZM46 242L50 245H53L51 244V242L49 240H46ZM81 242V241H80ZM107 243V242H105ZM109 243V242H108ZM112 242L110 244H113ZM126 243V242H125ZM251 243H257L259 244L261 247H264L262 246V243L261 242H255V241H251ZM104 244V243H102ZM108 244V245H110ZM134 244V243H133ZM162 244V243H161ZM43 245V244H42ZM75 245V244H74ZM130 245V244H129ZM154 245V244H152ZM106 246V245H104ZM43 247V246H42ZM108 247V246H107ZM119 247V246H118ZM158 247V246H157ZM168 247V246H167ZM45 248V247H44ZM97 248V247H96ZM114 248V247H113ZM161 248V247H160ZM84 249V248H83ZM105 249V248H104ZM194 249V248H193ZM45 250V249H44ZM91 250V249H89ZM98 250H102L101 248L98 247L97 251ZM197 250V249H196ZM42 251V250H41ZM111 251V250H109ZM82 252V251H81ZM88 252V251H87ZM86 252V253H87ZM92 252H94V250L92 249ZM91 252V253H92ZM101 252V251H100ZM157 252V251H156ZM168 252V251H167ZM166 252V253H167ZM199 253V251H197ZM46 253V252H45ZM89 253V252H88ZM90 255H95V254H91ZM95 253H96V250H95ZM98 253V252H97ZM158 253H161L158 251ZM163 253V252H162ZM102 254V253H101ZM165 255V253H163ZM168 254V253H167ZM171 254V253H170ZM170 254L169 255V258L170 257ZM175 254V252H174ZM179 254V253H178ZM197 254V253H196ZM252 254V253H251ZM90 255H87L88 259H90L89 257H94V256H90ZM160 255V254H159ZM162 255V254H161ZM173 255V254H172ZM254 255V254H253ZM166 256V255H165ZM177 256V255H176ZM181 256V255H179ZM45 257L48 258L47 255H45ZM61 258V256L59 255L58 258ZM100 257V256H99ZM122 259H123V256H121ZM130 257V256H129ZM163 257V255L161 256ZM168 257V256H167ZM46 258V259H47ZM96 258V257H95ZM175 258V256H173V259ZM199 258V257H198ZM93 259V258H92ZM98 259V258H96ZM96 259H93L96 260ZM102 259V258H101ZM128 259V258H127ZM130 259V258H129ZM160 259V258H159ZM163 259V258H162ZM183 259V258H182ZM181 259V260H182ZM189 259V257H188ZM187 259V260H188ZM193 259L196 260V258L194 257ZM169 260V259H168ZM175 260V259H174ZM178 260V259H177ZM180 260V259H179ZM194 260V261H195ZM51 261V260H50ZM167 261V260H166ZM192 262V261H191ZM50 263V262H49ZM53 263V262H51ZM197 263V262H196ZM195 263V264H196ZM167 264V263H166ZM170 264V263H168ZM180 264V263H179Z\"/></svg>",
    "mask_w": 264,
    "mask_h": 264
},
{
    "label": "crops",
    "instance_id": "obj_3",
    "mask_svg": "<svg viewBox=\"0 0 264 264\" xmlns=\"http://www.w3.org/2000/svg\"><path fill=\"white\" fill-rule=\"evenodd\" d=\"M175 0H134L133 14L130 19L135 29L144 37H152L162 27L171 3ZM129 4V2H127ZM74 9H77L74 7ZM260 239V238H259ZM29 241V240H28ZM13 252V250H12ZM11 252V253H12ZM0 255V264H20L23 255L3 257ZM17 258L15 261L14 258Z\"/></svg>",
    "mask_w": 264,
    "mask_h": 264
}]
</instances>
